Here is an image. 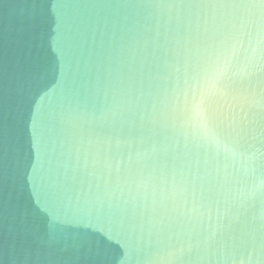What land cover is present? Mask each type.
Returning a JSON list of instances; mask_svg holds the SVG:
<instances>
[{
	"label": "water",
	"instance_id": "1",
	"mask_svg": "<svg viewBox=\"0 0 264 264\" xmlns=\"http://www.w3.org/2000/svg\"><path fill=\"white\" fill-rule=\"evenodd\" d=\"M0 264H264V0H0Z\"/></svg>",
	"mask_w": 264,
	"mask_h": 264
}]
</instances>
